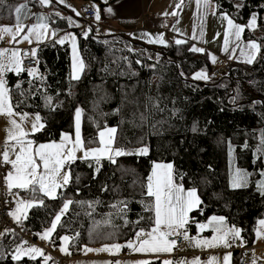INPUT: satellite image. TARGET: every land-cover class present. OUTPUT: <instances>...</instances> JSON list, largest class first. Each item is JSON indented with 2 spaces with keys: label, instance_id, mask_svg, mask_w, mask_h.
Here are the masks:
<instances>
[{
  "label": "trees",
  "instance_id": "1",
  "mask_svg": "<svg viewBox=\"0 0 264 264\" xmlns=\"http://www.w3.org/2000/svg\"><path fill=\"white\" fill-rule=\"evenodd\" d=\"M211 2L218 13L227 14L237 24L246 26L252 15L257 16L255 30L246 27L243 35L244 40L260 45L251 65L228 62L213 70L212 55L206 49L191 51L200 47L189 41L176 44V39L169 38L165 44L145 45L125 34L105 35L98 30L99 34L93 27L87 36L76 32L83 61L78 79L71 75L68 45L57 43L36 48L34 75L4 73L11 102L19 105L15 111L38 113L45 124L30 136L36 145L72 134L75 112L82 109L86 148L97 145L99 131L116 128L113 149L133 153L114 157L115 163L100 159L99 165L95 160L79 159L66 166L71 181L58 189L56 199L35 194L43 206L29 208L19 224L51 253L50 245L56 249L65 235L72 238L68 248L75 256L86 248L123 245L133 239L136 229H147V218L153 214L145 210L152 200L145 195V185L157 163H171L174 180L186 190L197 189L202 203L189 216V230L216 216L241 229L245 245L255 239L256 223L264 218V193L257 184L264 182V0ZM20 4L58 10L54 0L46 9L38 0H0V26L14 22V9ZM50 23L60 31L70 27L51 13ZM197 71H205L210 80L196 83L192 76ZM215 72L217 79H212ZM228 146L237 168L249 176L242 188L229 185ZM143 147L147 154H136ZM15 192L25 201L33 196L27 190ZM66 200L73 203L51 240L41 239L38 234L50 228ZM2 233L0 264H56L53 258L12 259L19 239L9 230ZM108 234L113 238L108 239ZM127 249L123 247V252ZM151 262L161 264L160 260Z\"/></svg>",
  "mask_w": 264,
  "mask_h": 264
},
{
  "label": "snow or ice",
  "instance_id": "2",
  "mask_svg": "<svg viewBox=\"0 0 264 264\" xmlns=\"http://www.w3.org/2000/svg\"><path fill=\"white\" fill-rule=\"evenodd\" d=\"M41 5L48 6L51 4L52 0H38ZM59 3H65V0H58ZM183 3V0H181ZM197 6L203 3L205 8L211 5V0H196ZM27 5L21 4L15 7V18L16 25L15 31L11 26H0V33L11 34L12 40L15 41L16 37L25 31V25L20 22V14ZM69 7H71L69 5ZM179 7V5H178ZM240 7V5H237ZM73 11H76L73 8ZM109 11H111L109 9ZM58 14V13H57ZM215 14V13H213ZM76 15L79 16L80 13L77 11ZM167 15V13L165 14ZM172 15H176L175 12ZM224 19H227L228 28L235 29V40H241V33L244 28L255 30L257 17L253 15L246 26H241L235 24L232 19L224 14ZM69 23H74L71 17L67 18ZM97 21L100 20L99 11L95 15ZM79 26V25H77ZM47 25L37 24L33 25L28 29V33L23 35L22 39L31 43V37L35 34L36 40H41L45 36L44 32L38 31V29H45ZM91 28L87 29L84 33L87 36ZM56 35L55 32L52 34ZM72 40L73 48V59L74 67L77 66L76 53V38L74 36L70 37ZM69 37H65L59 41L63 44L65 40ZM150 43L157 42L160 44H165V40L162 36L156 37L155 40H149ZM183 41L176 40V44H180ZM229 41L225 40V51L228 50ZM239 47V44L237 45ZM244 48L246 52L242 51V55L246 56L244 62L253 63L257 54L260 51V45L255 41H249ZM193 52L203 53L204 49L195 48L191 49ZM8 55V61L5 63L4 57ZM32 57H35V51L32 52ZM213 58V62H214ZM83 61H78V70H82ZM7 71H13L19 74L20 71H28L30 75L35 74V69H23L21 67V54L20 50H0V115L8 118V123L10 127L6 129V141L3 146V150L0 151V164L11 165V170L7 171L5 175V183L7 188L11 191L13 188L27 190L33 194L32 199L23 200L18 199L16 201V210L9 213L17 223L21 222V218L26 219V212L29 208L34 206H43V200L37 201L35 194L41 193L44 197L51 199L57 198L58 189L63 188L71 181V171L70 167L65 168V165H69L78 158L77 152H82L83 155L79 157L80 159L87 160L89 158L96 161L99 165L100 159L107 155V158L115 163L114 157L121 155H130L133 153H127L123 149H113L112 145L114 143L116 128H106L99 132L100 146L95 148H85L84 142L81 136V115L82 109H77L75 112V137L74 139L68 134H64L59 143L50 142L36 145L35 141L29 139V136L34 135L36 132L43 130L45 124L41 122V117L37 113L32 122L31 129L25 130L22 123L18 122L15 117H19L21 121L28 119V113L16 112L15 108L19 105H13L11 102L10 90L6 87V82L3 79V75ZM78 79L79 76H74ZM195 79H208L207 73L201 71L195 74ZM51 99L50 97L48 98ZM117 111H119L117 109ZM141 120H145V117L141 115ZM107 134V139L105 136ZM264 138V134H262ZM10 152L14 154L15 158H11ZM147 147H143L136 150V154L145 155L147 154ZM99 171V168H97ZM247 173H240L237 170V174L233 177L232 186L239 187L241 182H246ZM264 175V172L261 173ZM182 180L183 177L181 176ZM262 193H264V182L259 185ZM145 195L152 198L151 203L145 204V210L151 212L153 215L147 218L149 227L138 228L134 231L133 239H130L121 245L120 243H112L110 245H104L100 249L86 248V251H106L110 254H116L122 247H127L134 252L140 253H170L173 248L177 245L176 239H169L170 236L175 235L176 237H181L183 240L189 241L195 247H220L231 248L236 240H241L239 246H244L243 238L241 237V229L233 226L227 231L223 230V217L212 216L206 223H197V228L202 232L205 229H211L215 235L211 239H199L196 237H189L186 230V226L189 223V213L197 208L202 201L199 198L196 188L185 189L182 184L177 183L174 180L173 165L168 164H155L152 173L147 178V183L145 185ZM18 196V193H17ZM73 203L72 200H66L63 203L62 209L59 214H56L54 221L51 223L50 228L46 229L42 234H38L41 239L51 240L52 233L57 229V225L61 221V217L67 210L69 206ZM19 213V215H18ZM145 219L144 217L140 218ZM127 223V222H126ZM138 224L139 221H136ZM261 225H264V220L260 221ZM8 231V230H6ZM3 235V233H0ZM79 234L77 233V236ZM260 234L258 233V236ZM142 237H146L141 239ZM231 237V240L229 239ZM108 239L113 238V234H108ZM69 236L65 235L61 237L63 245L60 250L62 252L68 253V247L70 240ZM194 242V243H193ZM24 243H27L26 241ZM44 252L41 248L31 246L27 249L23 245H18L12 255V259L20 261L24 256H28L31 259H36L37 256H43ZM231 252H228L223 257V264H231ZM0 258H3L0 254ZM51 259V257H46ZM218 257H211L209 264L218 261ZM119 264V261L116 262ZM134 264H152L149 260H142L134 262ZM163 264H173L172 261L165 260ZM175 264H185L184 261H177ZM191 264H200L198 258L194 259ZM250 264H257V259L252 258Z\"/></svg>",
  "mask_w": 264,
  "mask_h": 264
},
{
  "label": "crops",
  "instance_id": "3",
  "mask_svg": "<svg viewBox=\"0 0 264 264\" xmlns=\"http://www.w3.org/2000/svg\"><path fill=\"white\" fill-rule=\"evenodd\" d=\"M54 2L56 3L58 10L54 8L50 11H41L31 9L29 6L22 10L20 14V22L26 26L25 31L22 33V35H24L27 29L31 28L33 25H47L45 29H38V31L45 33V36L42 37L41 40H36L35 34H33L31 37V46H36V48L39 45H45L48 43H57V45H61L59 41L66 36L69 37V39L65 40L63 44H67L70 51L71 75L73 72L74 54L72 48V40L70 37L74 36L76 38L75 55L77 57L78 67V61L81 58L79 46L77 44L78 34L76 32L79 31L80 33L84 34L87 29L91 28L92 30L93 27L95 28V30L102 31V33L105 35H129L131 38H134L141 44L143 43L145 45H161L157 42H149L150 39L155 40L158 36H162L164 40L170 38L180 41H189L194 46H198L201 49H206V51L212 55V59L215 58L212 64L214 65L213 70L223 68L224 65L228 62H233L236 64L246 63L244 62L246 56L242 55V51H247L244 48V45L249 42L244 40L243 35L245 30L241 33V40L236 41L234 35L235 29L230 30L228 28L227 19L223 18L225 13H218L212 2L208 8H205L203 6V3H201L198 8L196 0H183V3H181V0H65V3L63 4L59 3L58 0H54ZM69 5L71 7H69ZM42 7L46 9L47 6L42 5ZM73 8L76 11H73ZM88 9H92L95 15L97 13V10L99 11L100 20L97 21L94 16V20L92 22L94 26L85 24L83 15L85 14V12H87ZM109 9L111 11H109ZM32 11L33 16L30 21L29 19ZM77 11L80 13L79 16L76 15ZM173 12H175L176 15H172ZM50 13L59 19H65L70 27L68 29H61V31L57 30V28H55L50 23ZM166 13L167 15H165ZM68 17H71L74 23L70 24L67 19ZM227 17L230 18L228 15ZM15 23H17V21L14 12V24ZM14 24L12 23L11 25L13 26ZM82 28L84 32H81ZM53 32L56 33L55 36L52 35ZM226 39L229 41L227 52L224 50ZM7 44L14 45L15 41H13L12 38H9L8 36ZM238 44L239 47H237ZM23 52H25L23 53V56H30L25 55L30 52V47H27V49L25 50L23 49ZM246 64L251 65L249 63ZM78 74V71H76V73L73 72L74 76ZM73 75L72 78L75 79ZM1 116L2 115H0V127L1 124L5 125L8 122L7 117L2 116L1 118ZM15 118L17 119V117ZM28 118H31L33 122L35 117L33 115H29ZM3 132L4 129L2 130L0 128V138L2 137ZM29 139H31L30 136ZM258 140L260 139L258 138ZM230 150L231 148H229L228 151ZM259 150L260 146H258V151ZM232 161L234 163V157ZM154 165L152 167L151 173L153 171ZM228 170L230 172V166ZM237 170H239L240 173L243 174V169L240 170L237 167L233 169L232 173H229V185L232 188H237L232 186V179L237 174ZM241 183L242 186H246L249 183V176L247 175L246 182L242 181ZM242 186L238 188H242ZM197 208L193 209L189 213V216L192 212L197 210ZM210 218L200 223H206ZM261 220H264V218L257 221V226H255L254 231L255 239L252 240L250 246L245 245V243L244 246H239L241 244V240L239 239L234 242V245L231 248H225L223 246L213 248L195 247L193 246V244H190L189 241L184 240V248L181 250L177 257H175L174 255V248L170 253H140L134 252L130 249H127V251L123 252L122 247L116 254H110L106 251H86V249H83V251L79 255L75 256L72 255L68 248L67 254L62 251L61 254L63 255V257H65V259H69L68 264H116L117 261H119V264H134V262L142 260H160L161 264H163V261L165 260L172 261L173 264H175V262L177 261H184L185 264H191V262L196 258L199 259L200 264H209L211 257L219 258L218 261L212 262V264H223V257L226 253L231 252V264H238L240 254H244V249L246 247H249L251 252L250 255L252 256V258H256L259 262V260H264V225L260 224ZM197 223L194 224L195 228H193L192 230H189L188 228L190 227V225H192L191 222H189L186 226V230L190 238L196 237L199 239H211L213 235H215V233H213L211 229H205L201 232L196 226ZM222 227L224 231L232 228L231 226L227 225L225 221L223 222ZM258 233L260 234L259 236ZM229 239L231 240V237H229ZM60 244L63 245V241L61 239ZM103 246L96 247L95 249H100ZM200 256H202V259H200Z\"/></svg>",
  "mask_w": 264,
  "mask_h": 264
},
{
  "label": "built area",
  "instance_id": "4",
  "mask_svg": "<svg viewBox=\"0 0 264 264\" xmlns=\"http://www.w3.org/2000/svg\"><path fill=\"white\" fill-rule=\"evenodd\" d=\"M94 16L95 14L93 10L88 9L83 15V18L86 21L85 24L90 25L94 20ZM81 32H84L83 28ZM98 33L101 34L100 31H98ZM22 64L25 69H34L37 62L36 59L28 56L22 59ZM217 73L218 72L211 74V78L217 79ZM9 170H11V167L7 164H0V233L5 230H9L13 235H17L20 245H23L25 249L31 246L39 247L43 250L44 257L50 256L51 258L55 259L56 264H68V259H65L63 256L54 257L52 253L44 246L43 242L39 243L38 240L35 239L31 234L27 235L22 224L11 222L9 213L14 211L16 201L12 198L5 185V175ZM1 236L2 235H0V241ZM141 239L144 238L142 237ZM169 239L177 240V245L174 247V255L177 257L180 251L183 249L185 241L181 237H176L175 235L170 236ZM25 241L27 243H24ZM250 253L249 247H246L244 249V254H242V258L239 260L238 264H250L252 259ZM200 259H202V256H200ZM257 264H264V260H259V262L257 261Z\"/></svg>",
  "mask_w": 264,
  "mask_h": 264
},
{
  "label": "rangeland",
  "instance_id": "5",
  "mask_svg": "<svg viewBox=\"0 0 264 264\" xmlns=\"http://www.w3.org/2000/svg\"><path fill=\"white\" fill-rule=\"evenodd\" d=\"M42 11V10H41ZM32 16H33V11L31 12V15H30V21H31V18H32ZM253 16V15H252ZM251 16V17H252ZM257 17V16H256ZM251 19V18H250ZM250 19H249V21H250ZM249 21H248V23H249ZM13 24H14V22H13ZM257 24V23H256ZM15 25H16V23L12 26L13 27V31H15ZM241 26H245L244 24L242 25V24H240ZM28 29H30V28H28ZM28 29H27V31L24 33V35L25 34H27L28 33ZM246 29V27L244 28V30ZM249 29V28H248ZM251 30V29H250ZM98 31V30H97ZM256 35H257V33H256ZM8 36H9V38H12V37H10L11 36V34H8V33H0V50H3V49H8V50H16V49H18V50H20V54H21V67L23 68V65H22V59L25 57V56H23V53H25V52H23V49L25 50V49H27V47H30V52L29 53H27V54H25V55H30V57L32 56V52L33 51H35L36 50V46H31L32 44L31 43H29L28 41H25V40H23L22 39V37H23V35H22V33L19 35V36H17L16 37V40H15V44L14 45H9V44H7V38H8ZM3 38V39H2ZM81 58V57H80ZM81 60V59H80ZM4 61H5V63H7V61H8V55H5V57H4ZM76 68H77V70H76ZM83 69V68H82ZM76 71H78V76L81 74V70H78V67L77 66H75L74 67V65H73V72H75L76 73ZM21 72V71H20ZM73 72H72V75H73ZM198 72H201V71H197V73ZM196 74V73H195ZM195 74L192 76V78L194 79V77H195ZM74 76V75H73ZM208 76V75H207ZM3 79H4V75H3ZM195 80V79H194ZM210 79H209V76H208V79H197V81H195L196 83L197 82H208ZM7 87V86H6ZM35 117V116H34ZM1 118H2V116H1ZM81 118H82V115H81ZM17 121L18 122H20V123H22V126H23V128L25 129V130H30L31 129V125H32V119L31 118H28V122H27V119L26 120H23V121H21L20 120V118L19 117H17ZM73 133L72 134H70V133H65V134H68L69 136H71L73 139H74V137H75V115H74V118H73ZM8 127H10V125H9V123L7 122L5 125H2L1 124V129L3 130L4 129V132H3V134H2V137L0 138V151H2L3 150V146H4V144H5V141H6V135H7V133H6V129L8 128ZM106 129V128H105ZM100 132V131H99ZM37 133V132H36ZM64 134H62V136H63ZM62 136H61V138H62ZM81 136H82V133H81ZM61 138L59 139V140H57V141H52V142H57V143H59L60 141H61ZM83 139V138H82ZM105 139H107V134H106V136H105ZM98 141H99V133H98V135H97V145L96 146H94V147H92V148H95V147H98V146H100L99 144H98ZM41 144H44V143H41ZM39 145V144H38ZM85 147V146H84ZM112 147H113V145H112ZM86 148V147H85ZM229 148H231V150L230 151H228V156H229V166H230V172L232 173V171H233V169H235L237 166L233 163V161H232V159H233V150H232V147L231 146H228V150H229ZM83 155V153L82 152H77V159L75 160V161H77V160H79L80 158L79 157H81ZM146 155V154H145ZM10 156H11V158H15V156H14V154H12L11 152H10ZM107 158V155L106 156H104L103 158H101L102 160H104V159H106ZM88 160H93V159H91V158H89ZM10 166V165H9ZM66 166L67 165H65V168H66ZM243 173H246L247 171H245V170H243L242 171ZM233 180V179H232ZM242 184V183H241ZM257 184H258V186L261 184V180H259L258 182H257ZM242 186V185H241ZM240 187V186H239ZM6 189H7V185H6ZM8 191H9V193H11V195H12V198L13 199H15V201H17L18 199H21V197L19 196V194H18V196H17V192H15V190H16V188H13L11 191L9 190V189H7ZM51 199V198H50ZM16 207H17V205H16V203H15V209H14V211L16 210ZM27 213V212H26ZM18 215H19V213H18ZM10 217V220H11V222H16V220L10 215L9 216ZM23 218V217H22ZM22 218H21V220H22ZM47 241V240H46ZM61 246H62V244H60V246H56V249L55 248H53L51 245H50V250L52 251V254H53V256L54 257H56V256H63L62 254H61V250H60V248H61ZM49 247V246H48ZM95 249V248H94ZM25 258H29L28 256H24ZM37 257H41V258H44V260L43 261H46V257H44V256H37ZM47 257H49V256H47ZM48 260V259H47Z\"/></svg>",
  "mask_w": 264,
  "mask_h": 264
}]
</instances>
